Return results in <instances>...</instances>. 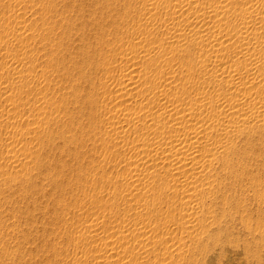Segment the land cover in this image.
I'll return each mask as SVG.
<instances>
[{"label":"rangeland","instance_id":"374dc122","mask_svg":"<svg viewBox=\"0 0 264 264\" xmlns=\"http://www.w3.org/2000/svg\"><path fill=\"white\" fill-rule=\"evenodd\" d=\"M224 2L228 12L206 16V23L222 17L227 27L202 30L201 21H192ZM250 3L264 14V0H0V264H264V107L242 128L230 124L235 131L222 140L233 144L215 154L220 160L209 165L211 176L199 178L194 201L182 188L168 187L174 179L160 167L136 160L155 150L154 158L156 142L166 146L168 135L186 137L188 129L185 135L184 127L174 130L170 116L156 119L174 97L170 104L178 109L198 92L205 102L216 100L219 111L239 95L264 104L257 97L264 94V42L256 33L264 28L261 12L263 21L254 25L263 28L246 40L258 50H249L257 63L236 56L241 43L234 26L245 19L237 13ZM212 29L231 39L225 41L230 50L224 43L218 52L225 65L244 73L231 84L247 80L244 91L256 90L251 95L209 73ZM129 69L139 81L126 90ZM176 89H183L177 90L182 99ZM207 109L200 118L211 115ZM257 116L261 122L254 124Z\"/></svg>","mask_w":264,"mask_h":264},{"label":"bare ground","instance_id":"6f19581e","mask_svg":"<svg viewBox=\"0 0 264 264\" xmlns=\"http://www.w3.org/2000/svg\"><path fill=\"white\" fill-rule=\"evenodd\" d=\"M183 1V0H182ZM185 1H188V0H185ZM226 2V1H225ZM221 3V5H216V6H214V7H211L210 8V10H206V12L204 11V12H200V13H198V14H194V16L192 17V18H190L189 19V23L191 24V19H192V21H194L196 24H198L200 21H201V23L200 24H198V26H201V28H202V30H205V29H210V28H214L215 27V29L216 28H218V27H227V26H225V24L226 23H224V21L223 22H221L223 19H220V18H222V17H217V18H215L214 20H213V22L211 23V25L209 26L207 23H208V20L206 19V16H209V17H212L213 15H222V14H224L226 11L228 12V10H227V8L228 7H226V5H227V3ZM256 2V1H255ZM263 3V2H262ZM254 3H250V4H248L247 6H245L244 8L241 6H238V7H240L241 8V11L239 12V13H237L236 12V10H235V12L239 15V17H241V19L242 18H245V19H243L242 21V24H241V26L239 27L237 24L234 26V32L236 31V34H237V39L238 40H235V42H239V40H240V46H239V49H238V47H237V45L235 46L234 45V47L235 48H237L238 49V52H236L237 54H236V56L238 57V59L239 58H243V59H247V60H250V64H252V66L254 65L253 63H257V59H255L254 57H256V56H252V54H251V52H249V50H250V48H249V45L248 44H251L253 41H251L250 39V41H251V43L249 42V43H247L246 42V40H247V38L248 37H252L253 35H254V33L256 32V31H258V29L257 28H259V27H261V26H259L260 24H258V26L259 27H256V25H254V23L255 22H257L256 20L257 19H259V20H262L263 18V13H262V10L261 11H259V12H261L262 14V16H259L260 14H259V12H258V14H257V12L255 11V10H257V9H253L254 8V6L255 5H253ZM257 4V3H256ZM258 6H259V4H258ZM263 7L264 5H260V7ZM180 7V6H179ZM260 7H258V8H260ZM181 8H183V6L181 7ZM256 8H257V6H256ZM262 9V8H261ZM238 11H239V8H238ZM195 12V11H194ZM193 12V13H194ZM197 12H198V10H197ZM197 12H195V13H197ZM233 13H234V11H233ZM192 14V13H191ZM235 14V13H234ZM193 15V14H192ZM235 17H236V15H235ZM194 18H195V20H194ZM237 18V17H236ZM240 19V18H239ZM264 20V19H263ZM262 20V21H263ZM206 21H207V23H206ZM225 21H227V20H225ZM194 22H192V23H194ZM224 23V24H223ZM195 24V25H196ZM233 26V25H232ZM238 26V27H237ZM238 28V29H237ZM261 28H263V27H261ZM219 29H221V28H219ZM227 29V28H226ZM237 29V30H236ZM224 30H225V28H224ZM228 30V29H227ZM224 31L226 34H227V32L228 31ZM212 31H213V33H215V34H212L213 35V37H212V39L210 40V49H211V51H209V54L210 53H213V54H211V58H212V55H213V67H216V68H211V71L209 72L210 74H212V76H214V77H216V78H218V79H224V81H223V83L225 82V80L226 81H230V82H226V83H232L235 79H237V78H239V75H241V73H243V72H241V71H239V72H235V71H233L234 69H232L231 70V68L229 69L228 67H227V65H225V62H224V60H223V56H221V54H218V52H219V50L222 48V47H225L226 45L225 44H227V43H225V41H226V39H228L227 37L226 38H222L223 36H222V33L221 32H218V30H217V33H221V35H217V33H216V31H214V29H212ZM223 31V30H222ZM231 31V30H230ZM173 32V31H172ZM176 32V33H175ZM233 32V33H234ZM225 33H224V37L226 36L225 35ZM229 33V32H228ZM231 33V32H230ZM256 33H258L257 35L258 36H260V38L262 37V39H260V40H263V42H264V28H263V31H261V32H256ZM202 34H207V33H202ZM178 36V28H176L175 29V31L170 35L171 37H174V36ZM211 35V34H210ZM227 35H229V34H227ZM232 35V34H231ZM234 35V34H233ZM233 35H232V37H233ZM257 35H255V37L257 36ZM235 36V35H234ZM257 36V37H258ZM230 38H232L231 36H229ZM177 38V37H176ZM234 38V37H233ZM244 39H245V42H244ZM252 39H253V37H252ZM255 39H258V38H255ZM255 39H254V41H255ZM199 40H201L202 41V38H199ZM229 40V39H228ZM228 40H227V42H228ZM231 40V39H230ZM230 40H229V43H230ZM248 40V41H249ZM259 40V39H258ZM259 40V41H260ZM232 42H233V39H232ZM237 42V43H238ZM255 42H257V40L255 41ZM254 42V43H255ZM262 42V41H261ZM260 42V45H262V43ZM225 43V44H224ZM234 43V42H233ZM247 43V44H246ZM258 43V42H257ZM232 44V43H231ZM230 44V45H231ZM239 44V43H238ZM233 45V44H232ZM252 45V44H251ZM228 44H227V49H228V51L230 50L229 48H228ZM255 46V45H254ZM263 47H264V45H262ZM175 47H176V45H175ZM174 47V48H175ZM225 47V48H226ZM233 47V46H232ZM173 48V47H172ZM224 48V49H225ZM252 48H253V46H252ZM255 48V47H254ZM261 48V47H260ZM227 49H225V50H227ZM232 49V48H231ZM237 49H235V50H237ZM257 49V48H256ZM264 49V48H263ZM263 49H259V51L261 52V50H263ZM173 50V49H172ZM222 50H223V48H222ZM252 50V49H251ZM250 50V51H251ZM227 51V52H228ZM232 51L233 50H231V52L230 53H232ZM258 51V50H257ZM257 51H253L252 50V52L253 53H255V54H257ZM263 52H264V50H263ZM262 52V53H263ZM225 53V52H224ZM234 53V52H233ZM209 54H207L206 55V57H207V60H208V58H209ZM223 55V54H222ZM232 55V54H231ZM235 55V54H234ZM254 55V54H253ZM258 55H259V52H258ZM260 56H261V53H260ZM156 57V56H155ZM206 57L205 58H200L201 59V61H204L205 59H206ZM147 58H150L149 60H151V57H147ZM153 58V57H152ZM224 58H226V57H224ZM258 58V57H257ZM155 59V58H154ZM153 59V60H154ZM264 59V58H263ZM263 59H262V61H261V65L262 64H264V63H262L263 62ZM149 60L147 59V60H145V61H148L149 62ZM153 60H151V62L153 61ZM156 60V59H155ZM157 60H158V56H157ZM209 60H211V59H209ZM208 60V61H209ZM225 60H227V58L225 59ZM246 60V63L248 62ZM256 60V61H255ZM260 60H261V58H260ZM259 60V61H260ZM206 61V60H205ZM258 61V62H259ZM157 62V61H156ZM156 62L154 61L153 62V65L154 64H156ZM191 62V61H190ZM239 62V61H238ZM228 63V62H227ZM248 63V65L249 66H251L250 64ZM150 64V63H149ZM190 64V63H189ZM188 64V65H189ZM230 64V63H229ZM239 64V63H238ZM238 64H237V67H238ZM244 64V63H243ZM259 64V63H258ZM147 65V64H146ZM150 65H152V63L150 64ZM192 65V64H191ZM231 65H232V68H233V65L234 64H230V65H228V66H230L231 67ZM242 65V64H241ZM240 65V67H242V69H243V65L241 66ZM245 65H247V64H245ZM247 65V66H248ZM256 65V64H255ZM194 66V65H193ZM236 66V65H235ZM246 66V67H247ZM252 66H251V68H252ZM148 67V66H147ZM152 67V66H151ZM245 67V66H244ZM254 67V66H253ZM256 67V66H255ZM258 67V66H257ZM261 67V66H260ZM188 68H189V66H188ZM193 67L191 66V68L190 69H192ZM248 68H250V67H248ZM259 68V67H258ZM236 69V68H235ZM238 69V68H237ZM257 69V68H256ZM126 70V69H125ZM128 70V69H127ZM129 70H131V69H129ZM241 70V69H240ZM245 70V69H244ZM261 70V69H260ZM238 71V70H237ZM248 71V70H247ZM247 71H245L246 73H247ZM255 74V76H256V74L258 73H260V71L258 72V70H257V72H255L254 70H252ZM241 72V73H240ZM252 72V73H253ZM124 73V72H123ZM190 73L192 74V72L190 71ZM240 73V74H239ZM250 73H251V70H250ZM133 74L134 73H132V70L131 71H125V73H124V76H125V78H124V80L126 79V81H124V80H122L123 82H124V89H126V90H129V88L131 87V84H132V82H133V80H134V77H135V75H134V77H133ZM244 74V73H243ZM242 74V75H243ZM249 74V73H248ZM247 74V75H248ZM257 74V75H258ZM251 75V74H250ZM249 75V76H250ZM123 76V75H122ZM123 76V77H124ZM145 76V75H144ZM143 76V78H145ZM210 76V75H209ZM253 76V75H252ZM156 77V79H157V77L158 76H155ZM214 77H212V79H214ZM245 77H246V75H245ZM244 77V78H245ZM248 77V76H247ZM246 77V78H247ZM254 77V76H253ZM262 77V76H261ZM149 79H150V77H148ZM148 78H145V79H148ZM161 78V77H160ZM209 78V77H208ZM207 78V79H208ZM244 78H241V79H244ZM245 78V79H246ZM153 80H154V78H152ZM166 79V78H165ZM217 79V80H218ZM250 79H251V77H250ZM256 79V78H255ZM262 79V78H261ZM260 79V83H261V80ZM139 81V79H136V81ZM158 80H160V79H158ZM193 79H191L190 81H192ZM219 80V81H220ZM222 80H221V83H222ZM239 80V79H238ZM237 80V81H238ZM249 80V79H248ZM253 80V82H254V79H252ZM264 80V79H263ZM121 81V82H122ZM137 81V82H138ZM143 81H144V79H143ZM145 81H147V80H145ZM161 81V80H160ZM160 81H159V83H160ZM243 81H245V80H243ZM241 82L242 83V86L240 87V86H235V85H238V83L236 82V81H234L235 82V85H230V84H228V86L229 87H231L232 86V89H233V87H234V89H235V87L236 88H238L239 90H243L244 91V89H246V87L248 86L247 84H249L248 82H247V80H246V82H247V84H246V82ZM135 82V81H134ZM133 82V83H134ZM137 82H135V83H137ZM150 82V81H149ZM155 82V81H154ZM192 82H194L195 83V81H192ZM192 82H190L191 84H192ZM233 82V83H234ZM250 82H251V80H250ZM255 82H257L256 80H255ZM254 82V86L253 87H256L255 86V83ZM102 83V82H101ZM148 83V82H147ZM152 83V82H151ZM193 83V84H194ZM222 83V85H224ZM237 83V84H236ZM259 83V82H258ZM149 84V83H148ZM163 84H165V83H163ZM184 84V83H183ZM192 84V85H193ZM253 84V83H252ZM252 84H251V86H252ZM121 85H123V84H121ZM133 85V84H132ZM135 85V84H134ZM166 85V84H165ZM185 85V84H184ZM183 85V86H184ZM191 85V86H192ZM197 85V84H196ZM195 85V86H196ZM240 85V84H239ZM262 85H264V83H263V81H262ZM164 86V85H163ZM186 86V85H185ZM184 86V87H185ZM250 86V85H249ZM258 86V85H257ZM148 87V86H147ZM240 87V88H239ZM259 87V86H258ZM177 88V87H176ZM186 88V87H185ZM199 87L197 86V88H196V91H197V89H198ZM131 89V88H130ZM148 89V88H147ZM200 89V88H199ZM198 89V90H199ZM247 89H249V88H247ZM255 89H257V87L255 88ZM260 89V88H259ZM121 90V89H120ZM177 90L179 91L180 89H176L175 91L176 92H174L176 95H178V96H181V95H179L178 94V92H177ZM183 89H181L180 91H182ZM187 90V89H186ZM186 90H184V91H186ZM241 90V91H242ZM249 90H251V89H249ZM249 90H247V93L248 92H253V91H256V90H253V91H249ZM261 90V89H260ZM124 91V90H123ZM172 91H174V90H172ZM179 91V92H180ZM195 91V92H196ZM201 91H202V88H201ZM237 91V90H236ZM246 91V90H245ZM244 91V93H245V95L247 94L246 92ZM128 92V91H127ZM130 92V91H129ZM194 92V93H195ZM202 92H204V90L202 91ZM206 92H207V90H206ZM206 92H204V93H206ZM224 92V91H223ZM233 93L235 92L234 90L232 91ZM231 92V93H232ZM240 92V91H239ZM259 93H260V91H258ZM262 92V91H261ZM120 93V92H119ZM199 93V92H198ZM197 93V94H198ZM226 93H228V92H226ZM161 94H163L162 92H161ZM197 94H196V96H195V94H193L195 97H190V95H188L190 98H188L187 100H189V101H185V105L183 106V108L182 109H178L177 107L179 106H177V104L175 105L174 103L173 104H170L171 102H172V100L174 101V99L176 100L177 98H175L174 97V99H172L171 100V102L169 103V104H167V105H165L164 104V107H163V110H161V109H159L157 112H156V119H160L159 117H166V115H168V116H170L171 117V126H172V128H174V130H178V128L179 127H184L185 128V131L183 130V134L187 131V129H188V133L186 134V137H185V139H184V137L183 136H181V135H179L180 137H183V139H184V141L183 140H181V138H177V136H176V138H174L173 137V135L171 136V135H168V136H166V137H168V138H166L167 139V141L166 140H163V139H165V138H163L162 136V138L163 139H161V137L159 138V137H157V138H159V139H161V140H163L164 142H165V144H166V146L164 145V147H162V148H160L161 146H160V142H158V144H157V142H156V145L158 146V148H156L157 150H156V153H158V154H156L155 155V157L153 158V157H150V155L152 156V154H153V152L155 153V150H153V152H152V154H150L149 156H147V157H143L142 156V154L144 153H142L141 151V153L142 154H140L139 152V155H141L142 157H140L139 159L137 158L136 160H139V162H141L142 163V165L144 166V164H148L149 166H158V167H160V170H163V172H164V174H166V178H167V176H171V178H173L174 179V182H173V184L172 185H168V187L170 186V187H174V191H177V189H179V188H182V191H180V192H183L184 194H183V196H186L187 197V201L188 202H190V200H192V199H194V198H192L194 195H195V192L197 193L198 191H200V189H202V186H201V184L200 183H198V180H199V178L202 176V175H210V173H212V172H210V164L213 162V159L215 160V161H218V160H220V159H217L218 157V155H215L216 153H218L219 155H220V153L219 152H221L222 153V151H226V149H228V148H226L227 147V145H229L230 147H231V145L233 144H231L230 145V143H228L227 144V140L226 139H228L226 136H228L230 133H234V131H232V132H230V129H229V126H230V124L231 123H237V124H235V127L237 128V127H240L241 126V128H242V124H243V122H246L247 120H248V117H250L251 115H253L254 117H255V115H258L259 116V112H260V109H261V107H264V104H261V105H256L257 104V102H255L256 100L255 99H250V100H247V99H241L242 98V96L241 97H239V96H237V97H235L234 98V96H232L234 99H229V100H226L227 98H225L224 97V99L226 100V101H224L225 102V105L223 106L224 107V109L222 110L221 109V107H220V109L222 110H218L219 108H217L215 105H213V102L212 101H214V104H215V101L216 100H212V101H210V98H212V96L210 95V94H208V95H210L211 97L209 98V101L210 102H212V104L210 103V102H205L204 101V97L202 96V93H200V95L201 96H197ZM219 94V93H218ZM217 94V95H218ZM229 94V93H228ZM119 95H121V94H119ZM199 95V94H198ZM208 95H207V93H206V96L208 97ZM217 95H216V97H215V95H214V97L215 98H218L217 97ZM221 95H222V93H221ZM243 95V94H242ZM244 95V96H245ZM247 95H251V93L250 94H247ZM253 95V94H252ZM255 95H256V93H255ZM254 95V96H255ZM156 96H157V94H156ZM158 96H159V94H158ZM192 96V95H191ZM225 96H227V95H225ZM228 96H231V94L230 95H228ZM243 96V97H244ZM223 97V96H222ZM257 97H259V99H263L264 100V94L263 95H257ZM161 98V97H160ZM181 99H182V96L180 97ZM219 98H221V96L219 97ZM244 98H246V96L244 97ZM247 98H248V96H247ZM252 98V97H251ZM159 99V98H158ZM214 99V98H213ZM223 99V98H222ZM256 99H258V98H256ZM258 99V100H259ZM233 100V101H232ZM262 100V101H263ZM177 101V100H176ZM221 101V100H220ZM223 101V100H222ZM250 101H254L253 102V104H255V106L254 105H250V103H252V102H250ZM175 102V101H174ZM250 102V103H249ZM261 102V101H260ZM178 103V102H177ZM209 103V104H208ZM219 102H217L216 104H218ZM222 103V102H221ZM264 103V102H263ZM208 104V105H207ZM242 104H244V105H246V106H244V107H242ZM221 105V104H220ZM181 106V105H180ZM177 108V109H176ZM210 109V110H208V109ZM217 108V109H216ZM118 109H119V107H118ZM121 109V110H120ZM120 109L119 110H117V113L120 111H122V108L120 107ZM124 109V108H123ZM204 109H207L208 111H210L211 112V115H208L209 117H205V118H207L206 120H205V118L203 117V118H200V113H202L203 111H204ZM263 109V108H262ZM213 110V111H212ZM264 110V109H263ZM126 110H124V112H125ZM139 111V110H138ZM206 111V110H205ZM247 111H248V114H247ZM119 112V113H120ZM128 111H126V113H127ZM207 112V111H206ZM210 112H207L208 114H210ZM264 112V111H263ZM263 112H261V113H263ZM124 114V115H126V116H130L131 114H129V113H127V114ZM140 113V112H139ZM148 113H150V112H148ZM121 114H123V112H121ZM133 114H135V113H133ZM136 114H137V112H136ZM142 114H144V113H142ZM200 114V115H199ZM203 114V113H202ZM247 114V115H246ZM141 115V114H140ZM148 115V114H147ZM203 115H205V113L203 114ZM207 115V114H206ZM245 115L247 116L246 118H245ZM128 116V117H129ZM135 116V115H134ZM138 116V115H137ZM136 116V117H137ZM142 116V115H141ZM167 116V117H168ZM197 117V119H196V117ZM258 116L256 117V119L254 120L255 121V123L254 124H256V123H258V122H256V120L258 119ZM261 117H262V114L260 115ZM140 117V116H139ZM202 117V116H201ZM132 118V117H131ZM147 118V117H146ZM252 118V117H251ZM134 119V117L131 119V120H133ZM136 119V118H135ZM139 119V118H138ZM154 120H156L155 119V116H154V118H153ZM161 119H163V118H161ZM169 119V118H168ZM247 119V120H246ZM250 119V118H249ZM254 119V118H253ZM252 119V120H253ZM261 119V118H260ZM257 120V121H259V122H261V120ZM263 119V118H262ZM137 120V119H136ZM143 120V119H142ZM192 120H195V121H193V122H191ZM204 120V121H203ZM251 120V119H250ZM252 120H251V122H252ZM159 121V120H158ZM263 121V120H262ZM154 122H156V121H154ZM160 122V121H159ZM145 123V122H144ZM150 122H148V124H149ZM156 123H158V122H156ZM155 123V124H156ZM153 124V123H152ZM247 124H249V123H247ZM250 124H253V123H250ZM250 124H249V127H250ZM159 125H163V123L161 124V123H159ZM232 125H234V124H232ZM231 125V126H232ZM245 125V124H244ZM244 125H243V128H244V132H245V128L248 126H246V127H244ZM148 126V125H147ZM150 126H151V123H150ZM153 126H155V125H153ZM256 126V125H255ZM152 127V126H151ZM155 127H157V125L155 126ZM161 127V126H160ZM164 127V126H163ZM254 127V126H253ZM233 128H234V126H233ZM235 128V129H236ZM251 128V127H250ZM250 128H247V130H250ZM150 128H148V130H149ZM161 129H163V128H161ZM170 129V128H169ZM180 129V128H179ZM251 129H253V128H251ZM151 131H152V129H150ZM158 130H160V129H158ZM157 130V131H158ZM164 130V129H163ZM166 131H167V129H165ZM173 130V129H172ZM171 130V131H172ZM173 130V131H174ZM182 129H180V131H181ZM232 130V129H231ZM239 130H241L240 128H239ZM157 131H156V133H157ZM179 131V132H180ZM242 131V130H241ZM165 132V131H164ZM168 132H170V131H167V133ZM213 132H215L216 134H217V136H216V139H212L211 137V139H212V141H209V142H206L205 141V145H204V143H203V145L201 146V139L203 138V137H206L205 135L206 134H208L209 136L210 135H213V138H214V134H213ZM239 132V131H238ZM243 132V133H244ZM149 133V132H148ZM155 133V134H156ZM163 134V131H161L160 133H159V135L160 134ZM180 133H182V132H180ZM236 133V132H235ZM241 134H242V132H240ZM158 134V133H157ZM166 134V133H165ZM171 134V133H170ZM174 134V133H173ZM176 134H177V132H176ZM215 134V135H216ZM237 134V133H236ZM149 135V134H148ZM185 135V134H184ZM233 134H231V136H232ZM178 136V137H179ZM218 136H219V139H218ZM230 136V137H231ZM164 137H165V135H164ZM229 137V139L231 140L232 139V137L230 138ZM155 138V137H154ZM209 138V137H208ZM208 139V140H211V139ZM223 138H226L225 140H222ZM149 139V138H148ZM205 139H207V138H205ZM204 139V140H205ZM160 140V141H161ZM203 140V141H204ZM151 141V140H150ZM146 142V141H145ZM148 142V141H147ZM152 142H153V139H152ZM142 144H144V142L142 141ZM146 144V143H145ZM149 144H151V143H149ZM163 144V143H162ZM153 145H155V144H153ZM142 146V145H141ZM145 146V145H144ZM143 146V147H144ZM204 146H205V152H202V150L204 149ZM234 146V145H233ZM232 146V147H233ZM143 147H142V149H143ZM150 147H151V145H150ZM201 147H203V149L201 148ZM149 148V147H148ZM148 148H147V151H146V149L144 148V150L146 151V152H148ZM155 147H153V149H154ZM159 148H160V150H159ZM233 149V148H232ZM235 149V148H234ZM237 149V148H236ZM143 150V151H144ZM213 150V151H212ZM229 150H230V148H229ZM228 150V151H229ZM149 151H150V148H149ZM145 154V153H144ZM149 153H146V155H148ZM138 154L135 156V157H138L139 156ZM145 156V155H144ZM153 156H154V154H153ZM225 156V155H224ZM222 156H220L219 158H221ZM160 158V160H158V161H156V162H154L153 163V160H157V159H159ZM225 158V157H224ZM217 159V160H216ZM222 159H223V157H222ZM227 159L228 158H225L224 159V163L227 161ZM135 160V159H134ZM134 162H136V161H134ZM133 162V163H134ZM220 162V161H219ZM221 162H223L222 160H221ZM227 162H229V161H227ZM215 163H217V162H215ZM221 164V163H220ZM227 164V163H226ZM215 165V164H214ZM222 165H224V164H222ZM228 165V164H227ZM213 166V165H212ZM211 166V167H212ZM225 166V165H224ZM147 167V166H146ZM209 167V169H207ZM212 169V168H211ZM215 170V169H214ZM211 171H213V170H211ZM151 172V171H150ZM150 172H148V173H150ZM155 171L153 170V173H154ZM162 172V173H163ZM206 172V173H205ZM214 172V171H213ZM230 172H231V170H230ZM229 172V173H230ZM158 173V172H157ZM161 173V174H162ZM209 173V174H208ZM150 174H152V172L150 173ZM149 174V175H150ZM164 174H162V175H160V176H164ZM169 174V175H168ZM157 175H159V174H156V176ZM212 175V174H211ZM210 175V176H211ZM155 175H153V177H154ZM159 176V177H160ZM152 177V178H153ZM158 177V176H157ZM158 177V178H159ZM207 177H209V176H207ZM162 178V177H161ZM164 178H165V176H164ZM150 179H151V176H150ZM154 179V178H153ZM163 179V178H162ZM133 180V179H132ZM134 180H135V178H134ZM161 180V179H160ZM164 180V179H163ZM163 180H161L162 182H163ZM165 180H167V179H165ZM136 181V180H135ZM161 181H158V182H161ZM168 181H169V179L167 180V181H165V184H167L168 183ZM164 187H165V185H164ZM172 187V188H173ZM212 188H213V185L211 184V182H210V184L207 186V189L208 190H212ZM160 190V189H159ZM160 191H158V193H159ZM161 193V192H160ZM196 199V198H195ZM192 201H194V200H192ZM196 201V200H195ZM193 203H195V202H192V204ZM197 204V203H196ZM140 213V212H139ZM190 214H189V216H192L191 215V212H189ZM193 213V212H192ZM141 214V213H140ZM142 216V215H141ZM189 218H191V217H189ZM192 219V218H191ZM193 220V219H192ZM192 220H187L186 219V222H188V223H190V225L192 224V222H194V221H192ZM193 225V224H192ZM140 229H141V227H140ZM142 230V229H141ZM142 233H143V231H141ZM144 232H145V230H144Z\"/></svg>","mask_w":264,"mask_h":264}]
</instances>
